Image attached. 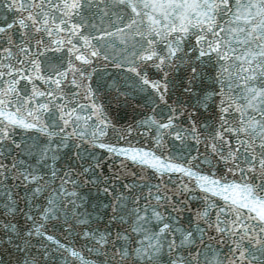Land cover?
<instances>
[{
  "label": "snow or ice",
  "instance_id": "6c2138e0",
  "mask_svg": "<svg viewBox=\"0 0 264 264\" xmlns=\"http://www.w3.org/2000/svg\"><path fill=\"white\" fill-rule=\"evenodd\" d=\"M0 264H264V0H0Z\"/></svg>",
  "mask_w": 264,
  "mask_h": 264
}]
</instances>
